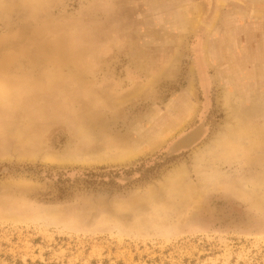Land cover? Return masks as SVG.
Returning <instances> with one entry per match:
<instances>
[{"label": "rangeland", "instance_id": "1", "mask_svg": "<svg viewBox=\"0 0 264 264\" xmlns=\"http://www.w3.org/2000/svg\"><path fill=\"white\" fill-rule=\"evenodd\" d=\"M0 264H264V5L0 0Z\"/></svg>", "mask_w": 264, "mask_h": 264}, {"label": "water", "instance_id": "2", "mask_svg": "<svg viewBox=\"0 0 264 264\" xmlns=\"http://www.w3.org/2000/svg\"><path fill=\"white\" fill-rule=\"evenodd\" d=\"M250 5H264V0H242ZM182 145H186L184 141L181 143Z\"/></svg>", "mask_w": 264, "mask_h": 264}, {"label": "bare ground", "instance_id": "3", "mask_svg": "<svg viewBox=\"0 0 264 264\" xmlns=\"http://www.w3.org/2000/svg\"><path fill=\"white\" fill-rule=\"evenodd\" d=\"M131 149H132V148H131ZM139 149H140V148H139ZM129 150H130V149H129ZM112 151H113V150H112ZM112 151H111V152H112ZM130 151H133V150H130ZM109 153H110V152H109ZM123 153H124V152H123ZM110 154H111V153H110ZM128 154H129V153H128ZM138 154H139V153H138ZM136 155H137V154H136ZM111 158H112V157H111ZM118 159H119V158H118ZM120 159H122V158H120ZM120 159H119V160H120ZM123 159H124V158H123ZM123 159H122V160H123ZM125 160H126V159H125ZM125 160H124V161H125ZM129 160H130V157H129ZM99 161H100V160H99ZM117 161H118V160H117ZM118 162H119V161H118ZM121 162H122V161H121ZM22 218H23V217H22Z\"/></svg>", "mask_w": 264, "mask_h": 264}]
</instances>
